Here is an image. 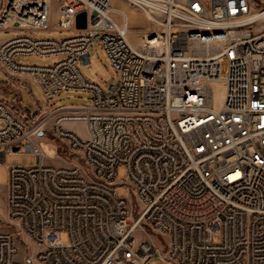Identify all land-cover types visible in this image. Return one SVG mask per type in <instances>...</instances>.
<instances>
[{"label":"built area","instance_id":"built-area-1","mask_svg":"<svg viewBox=\"0 0 264 264\" xmlns=\"http://www.w3.org/2000/svg\"><path fill=\"white\" fill-rule=\"evenodd\" d=\"M56 1V24L76 33L0 40V70L30 77L47 101L82 90L91 103L58 108L54 120L0 98V163L20 149L38 158L9 169L8 211L19 232L0 230V264H264V30H250L264 20V0H228V8L221 0H125L163 29L137 43L113 0ZM51 3L0 0V30L48 29ZM82 11L87 26L79 29ZM192 24H223L226 34L195 41ZM95 41L117 72L107 87L81 70ZM25 55L57 60L27 63ZM64 121L82 122L87 134ZM48 122L75 162H43L42 152L53 155L36 136ZM121 164L126 181H116ZM125 184L136 198L134 220L129 199L116 194ZM138 229L159 242L137 237ZM21 233L38 246L25 260Z\"/></svg>","mask_w":264,"mask_h":264},{"label":"rangeland","instance_id":"rangeland-1","mask_svg":"<svg viewBox=\"0 0 264 264\" xmlns=\"http://www.w3.org/2000/svg\"><path fill=\"white\" fill-rule=\"evenodd\" d=\"M59 3L56 0H52L51 3V22L50 27L46 30H33V31H23L17 29L0 30V40L10 39L16 37L20 34H29L35 38H66L74 35L76 31L72 29H62L56 24V14ZM112 5L125 9L129 14L130 20V31L129 38L133 43L139 42L141 36L145 31L150 30H163L160 26L152 22L141 10H139L134 5L130 4L125 0H113ZM261 8V7H258ZM119 21H121V15H114ZM250 30L262 31L264 30V20L252 25ZM20 60L27 63L35 64H53L57 58L53 56H38V55H25L19 57ZM81 70L85 76L92 80L100 83L103 87H107L113 80L117 79V72L113 68L111 61L99 41H95L90 48V57L87 64L81 62ZM7 76L0 70V98L13 99L14 95H7L2 87L3 81H6ZM32 94L27 92L23 93L24 104L31 107L33 112H37V105L45 106L47 103L40 86L34 82L32 85ZM215 89V104L220 105L224 96L223 82L216 80L214 82ZM91 95L88 91L82 90H65L58 95L56 104H70L73 107L80 104H90ZM41 113V112H40ZM49 115V112H44L40 114L41 117ZM55 120V119H54ZM32 123V121H30ZM1 125V124H0ZM75 131L79 134L86 135V128L82 122H76L71 124ZM37 139L44 141L48 145L47 152L51 154L55 150L57 145V152L49 157L42 152L43 162L46 164L63 166L75 162V154L69 152L68 146L64 141L60 140L59 137L54 132L53 125L51 122L46 123L43 126L41 134H38ZM38 163L37 152L26 151L20 149L15 152L8 153L5 162L0 163V230H10L17 231L18 225L9 216L8 204H7V187L6 184L9 180V169L12 166H32ZM128 177L126 165H119L116 172V181H126ZM128 185H119L116 194L120 197H127L130 204L135 210L130 212L128 217L129 220H134L138 216V211L136 210V201L133 193L129 192ZM144 233L141 229H138L135 234L139 238H150L159 242L157 235L148 232ZM19 258L20 260H25L28 256H32L33 253L38 249V246L30 239L29 236L21 233L19 236ZM33 264H36L33 262ZM153 264H166L162 259L155 258Z\"/></svg>","mask_w":264,"mask_h":264},{"label":"crops","instance_id":"crops-1","mask_svg":"<svg viewBox=\"0 0 264 264\" xmlns=\"http://www.w3.org/2000/svg\"><path fill=\"white\" fill-rule=\"evenodd\" d=\"M127 15H128V19H129L128 12H127ZM129 23H130V20H129ZM6 76H7V79H6V81H3V84H2L3 90H4V92L7 95L13 94L14 95V98L13 99L1 98V99H5L7 101L13 102V104L15 105V107H16L17 110H27V111H30L33 116H35V115L40 116V114H42L43 112H49V114H52L53 119H56L58 116L61 115L60 113H54V111L56 109H58V108H67V109L68 108H76V109H78V108H80L83 105H87V104H80V105H76V106L73 107L70 104H56V101H57V98H58V96H57L55 99H52V100L47 101V103H46L45 106H41V108H42V112L41 113L38 112V108H37V112L34 113L33 110L31 109V107H29L28 105L24 104V101H23V98H24L23 93L26 90H27V92H29L30 94H32V87H31V85L34 83V81L30 77H28V76L14 77V76H11L9 74H6ZM72 123H76V122L64 121L63 125L66 128H68V129L75 130L73 127H71L72 126L71 125ZM44 144H46V143L44 141H42V146ZM55 151L57 152L56 147H55V150H53L52 153H54ZM49 157H52V156H49Z\"/></svg>","mask_w":264,"mask_h":264},{"label":"bare ground","instance_id":"bare-ground-1","mask_svg":"<svg viewBox=\"0 0 264 264\" xmlns=\"http://www.w3.org/2000/svg\"><path fill=\"white\" fill-rule=\"evenodd\" d=\"M221 8H228V0H221ZM261 11H255L250 14V18H255ZM190 32L195 33V41H203V36H215L216 32L219 34H226V25L223 24H211V26L203 27L202 24H192L190 25ZM42 145V143H41ZM48 145H43L44 150L47 152ZM48 153V152H47ZM52 153V152H51ZM55 154L52 153L50 155Z\"/></svg>","mask_w":264,"mask_h":264},{"label":"water","instance_id":"water-1","mask_svg":"<svg viewBox=\"0 0 264 264\" xmlns=\"http://www.w3.org/2000/svg\"><path fill=\"white\" fill-rule=\"evenodd\" d=\"M76 25L79 29H84L87 26V13L86 11L80 12L76 17ZM83 64H87L89 62V54L85 53L81 57ZM18 150V148H15Z\"/></svg>","mask_w":264,"mask_h":264}]
</instances>
